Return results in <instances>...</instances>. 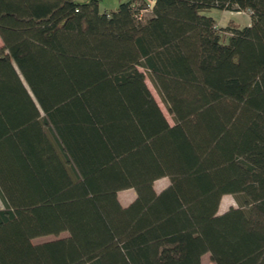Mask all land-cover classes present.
<instances>
[{
    "label": "trees",
    "instance_id": "obj_1",
    "mask_svg": "<svg viewBox=\"0 0 264 264\" xmlns=\"http://www.w3.org/2000/svg\"><path fill=\"white\" fill-rule=\"evenodd\" d=\"M138 3L0 0V264H264V0Z\"/></svg>",
    "mask_w": 264,
    "mask_h": 264
},
{
    "label": "rangeland",
    "instance_id": "obj_2",
    "mask_svg": "<svg viewBox=\"0 0 264 264\" xmlns=\"http://www.w3.org/2000/svg\"><path fill=\"white\" fill-rule=\"evenodd\" d=\"M83 1H88V0H83ZM124 1H126V0H98V9H99L100 13L111 12V11L116 10V8L118 7L120 2H124ZM154 1L155 0H138V2H139L138 4H142V6H143V8L140 9L141 10L140 15L142 17V20L151 16V8H152ZM75 11H78V9H76ZM206 13L211 15L217 21L220 22V24H217L218 28H223V27L227 26L228 23L226 24V22L228 21V19H231V18L232 19L237 18L236 20L238 22H236V23H238L240 26H244V24L248 21H250V23H251V17H250L249 11H240V13L236 14L235 16L234 15L231 16V15H229V13H225L219 9L212 8V9L207 10ZM2 47H3V41L0 37V49ZM139 69L141 71H143L142 68L139 67ZM145 82H146L148 88L150 89L152 95L154 96L155 100L157 101V103H158L160 109L162 110L164 116L166 117L168 123L170 125H173L174 124L173 116L168 111L167 105L162 100L161 95L159 94V92L157 91L155 86L153 85V83H152V81H151V79L147 73H145ZM168 184H169V178L168 177H161V178L154 181L153 188L156 192H159L162 189H164ZM135 196H136V192L133 188L122 189V190L117 192L118 200L122 206H127L128 204H130L134 200ZM237 206H238V204H237L235 198L230 194H225L221 197L217 212L222 213L223 211L228 210L230 207H237ZM0 207H2L1 201H0ZM67 236H68V232L62 231L57 235L48 234V235H42V236L34 237L31 239V242L34 244H38V243H42L45 241L63 238V237H67ZM200 263L201 264H216L215 262H213L211 260L209 253H204L201 256Z\"/></svg>",
    "mask_w": 264,
    "mask_h": 264
},
{
    "label": "crops",
    "instance_id": "obj_3",
    "mask_svg": "<svg viewBox=\"0 0 264 264\" xmlns=\"http://www.w3.org/2000/svg\"><path fill=\"white\" fill-rule=\"evenodd\" d=\"M222 12H225V13H229V15H236V14H238V13H240V11H227V10H221ZM214 18V17H213ZM237 18H234V19H228V21L226 22V24L229 22V21H235L234 23H236V22H238L237 20H236ZM250 19V18H249ZM214 20L216 21V25L217 24H220V22L219 21H217L215 18H214ZM250 24V21H248V22H246L244 25H249ZM136 197V196H135ZM135 199V198H134Z\"/></svg>",
    "mask_w": 264,
    "mask_h": 264
},
{
    "label": "built area",
    "instance_id": "obj_4",
    "mask_svg": "<svg viewBox=\"0 0 264 264\" xmlns=\"http://www.w3.org/2000/svg\"><path fill=\"white\" fill-rule=\"evenodd\" d=\"M140 17H141V15H140Z\"/></svg>",
    "mask_w": 264,
    "mask_h": 264
}]
</instances>
